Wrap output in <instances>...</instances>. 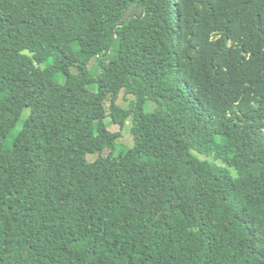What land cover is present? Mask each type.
<instances>
[{
  "label": "trees",
  "instance_id": "16d2710c",
  "mask_svg": "<svg viewBox=\"0 0 264 264\" xmlns=\"http://www.w3.org/2000/svg\"><path fill=\"white\" fill-rule=\"evenodd\" d=\"M0 264H264V0H0Z\"/></svg>",
  "mask_w": 264,
  "mask_h": 264
},
{
  "label": "rangeland",
  "instance_id": "374dc122",
  "mask_svg": "<svg viewBox=\"0 0 264 264\" xmlns=\"http://www.w3.org/2000/svg\"><path fill=\"white\" fill-rule=\"evenodd\" d=\"M93 65H94V62L90 64L91 68L93 67ZM131 100H132V97L128 96V97H127V101H126L124 95L122 94L121 99H120V102H123V103H124V102H127V104H130V103H131ZM108 105H109V103L106 102V106H107V108H108ZM28 115H29V111L27 110V111L24 113V115L22 116L21 120H20L19 128H20L21 124L24 122V120L28 117ZM108 121H109V119H108ZM110 129H111V131H113V132H117V131L120 130V127H119L118 125H112V126L110 127ZM121 133H122V137H121L120 140L118 141V145H117V149H116V151H114V154H115V155H119L121 152H123V150H124L125 148H129V147H131V146L133 145V139H132L131 134H130V133H131V132H130V127H129V126H126V127L122 130ZM107 153H109L108 150H105V151L103 152L104 155H106ZM97 157H98V154H94V155H89V156H88V158H89L90 161L96 159Z\"/></svg>",
  "mask_w": 264,
  "mask_h": 264
}]
</instances>
